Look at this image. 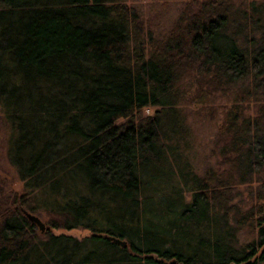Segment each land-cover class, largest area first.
I'll return each mask as SVG.
<instances>
[{
  "label": "trees",
  "instance_id": "16d2710c",
  "mask_svg": "<svg viewBox=\"0 0 264 264\" xmlns=\"http://www.w3.org/2000/svg\"><path fill=\"white\" fill-rule=\"evenodd\" d=\"M248 3L234 22L233 0L185 1L154 36L126 0H0V105L23 182L0 181V264H264V190L234 201L264 169V101L248 113L242 90L224 111L222 168L195 167L182 141L191 68L214 86L250 74L264 93V32L246 31L264 0ZM22 207L88 231H42Z\"/></svg>",
  "mask_w": 264,
  "mask_h": 264
},
{
  "label": "rangeland",
  "instance_id": "374dc122",
  "mask_svg": "<svg viewBox=\"0 0 264 264\" xmlns=\"http://www.w3.org/2000/svg\"><path fill=\"white\" fill-rule=\"evenodd\" d=\"M129 4H133L140 11L141 17L144 18V28L146 33L151 31L154 36H162L166 34L169 26L177 19L178 13L184 5L185 1L188 0H126ZM250 0H233L235 6L240 8L238 16H236L234 22L244 20L242 16V10L250 11L249 7ZM261 1V0H255ZM245 11V12H246ZM253 12V13H252ZM264 12L259 15L257 12H249L247 20L249 18L246 31L247 35L260 36L264 32V18H262ZM245 21V20H244ZM263 30V31H262ZM244 37L240 38L242 45H247L249 41L243 40ZM209 76L205 71H201L198 68H191L188 73L181 79L180 86L184 90L185 97L182 99L180 106L183 107L187 124L186 139L182 138L183 141V152L188 154L191 162L195 167L203 169L208 163H213L217 167L222 168L226 164L219 161L221 159L222 145L221 139H218V124L223 118V113L232 102L233 98L238 95V92L246 90L244 103L246 104V112L255 113L256 107L264 101V93L262 89L254 86V78L249 74L247 77L237 79V81L225 82V84L214 86L210 81ZM205 93L204 95L197 94V89ZM250 89H256V94L251 92ZM152 105L143 107L140 112L148 113L153 111ZM9 131V125L4 120V114L0 105V181L4 182L6 189H17L21 191L23 188V182L19 177L17 170L14 165L10 162L7 157V133ZM264 169L255 173L251 181H242L238 183L235 189L234 201L239 207L246 208L254 201V194L257 190H264ZM31 210V209H30ZM36 214L41 215L45 223L50 226L49 230L53 232H67L76 234L78 236L83 235L88 231L87 227L73 226L65 227L54 226L50 224V220L56 217L54 213H47L45 210H31ZM35 227L40 229L35 223ZM248 225H244L240 228L238 233V240L244 241L255 235L253 229L248 228ZM41 234H45L44 232Z\"/></svg>",
  "mask_w": 264,
  "mask_h": 264
},
{
  "label": "water",
  "instance_id": "95a60500",
  "mask_svg": "<svg viewBox=\"0 0 264 264\" xmlns=\"http://www.w3.org/2000/svg\"><path fill=\"white\" fill-rule=\"evenodd\" d=\"M22 209H23V212L25 213V215L28 216L34 223H36L37 226H39L42 231L45 230V229L50 228V226L45 223V221L41 217V215L36 214L35 212L31 211L27 207H22ZM116 240L117 241H120L122 244H125L126 243V239L121 238V237H116Z\"/></svg>",
  "mask_w": 264,
  "mask_h": 264
}]
</instances>
